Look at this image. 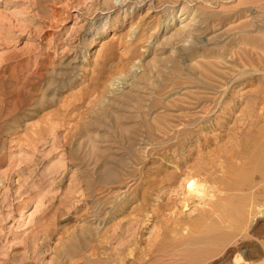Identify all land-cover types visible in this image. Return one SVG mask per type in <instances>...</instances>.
Returning a JSON list of instances; mask_svg holds the SVG:
<instances>
[{"label":"rangeland","instance_id":"374dc122","mask_svg":"<svg viewBox=\"0 0 264 264\" xmlns=\"http://www.w3.org/2000/svg\"><path fill=\"white\" fill-rule=\"evenodd\" d=\"M263 33L264 0H0V264H264V215L191 256L184 189L264 116Z\"/></svg>","mask_w":264,"mask_h":264},{"label":"bare ground","instance_id":"6f19581e","mask_svg":"<svg viewBox=\"0 0 264 264\" xmlns=\"http://www.w3.org/2000/svg\"><path fill=\"white\" fill-rule=\"evenodd\" d=\"M246 118L247 119L242 125L243 127L241 128V130H236L237 132H234L235 137L232 138V140L228 141L226 144L222 143L223 145H225L224 152L222 154L219 152L220 155L217 154L218 156H220V158L222 155H226L224 157H226L225 159L227 160L225 161L224 159V161L223 160L221 161L226 162L227 164L225 165L223 163L222 165L221 162H219V164L216 163L217 165L216 166L213 163L208 167L206 166V168H204L205 167L204 165V167H202L204 169L201 170L200 168L199 170L202 171L203 174H205L204 178H200V177L198 178L197 176L196 178L195 176L194 177L190 176L186 180V183L184 185L185 186L184 189L186 190L187 196L199 197L200 198L199 205H201V208H199L200 213L198 215V218L195 219V224H192V226L191 224L185 226L186 228H188L187 233L188 236H190V240H188L189 245L196 246L191 256L202 257V255L204 256L207 255L209 252H211V250L208 247L210 244L209 242L214 243L215 241H217V238H215L216 233L221 232V234H224L225 233V232L223 233L224 229L226 230L228 229L226 231V234H224L226 236L220 238L219 241L224 246H227L234 240V238L237 237L238 234H240L243 230L246 229L247 222H249L250 219L255 221L260 216L264 215V129L260 128L261 126L260 124L261 122H263L264 116L261 113L257 114L254 111L249 118L248 117ZM246 128H247V132H245ZM215 149H214V153L216 151ZM210 154L212 155V153ZM201 164L203 165L204 162ZM233 165H235L236 167L241 166V169L240 168L237 169ZM249 166L253 167L254 173L259 174V176H257L259 178L258 182L254 180L255 181L254 183L253 181L250 180V182H248L249 184L245 185V182L242 184V181L240 182L239 181L235 182V180L234 182L231 181L233 180L232 178L234 177V175L236 177L237 173L247 171ZM195 173L197 174L196 171ZM245 194H246V198L245 196H243ZM199 198L197 199L199 200ZM202 244H203L202 247L199 246ZM258 246L259 245H256L255 247ZM94 257L95 256H93V258ZM242 258L243 256L241 253H236L233 257V263L252 264ZM84 264H99V263L89 259ZM109 264H121V262L114 259V260H110Z\"/></svg>","mask_w":264,"mask_h":264}]
</instances>
